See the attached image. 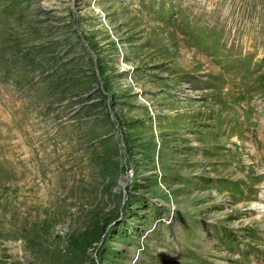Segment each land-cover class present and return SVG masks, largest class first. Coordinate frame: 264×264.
<instances>
[{"label":"rangeland","instance_id":"obj_1","mask_svg":"<svg viewBox=\"0 0 264 264\" xmlns=\"http://www.w3.org/2000/svg\"><path fill=\"white\" fill-rule=\"evenodd\" d=\"M0 264H264V0H0Z\"/></svg>","mask_w":264,"mask_h":264}]
</instances>
